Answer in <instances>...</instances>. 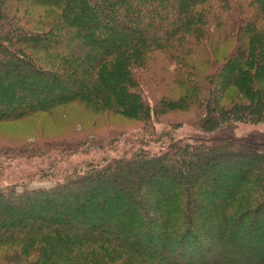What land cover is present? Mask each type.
<instances>
[{"label":"trees","instance_id":"obj_1","mask_svg":"<svg viewBox=\"0 0 264 264\" xmlns=\"http://www.w3.org/2000/svg\"><path fill=\"white\" fill-rule=\"evenodd\" d=\"M230 33L237 48L204 88L188 55ZM153 59L182 87L175 99L159 94L158 107L200 110L201 134L90 163L49 186L0 188V264H264V132H233L264 122V0H0V121L114 102L148 120L153 99L136 74ZM233 84L254 101L221 108L216 100ZM210 178L222 196L204 192ZM5 250L15 259L5 262Z\"/></svg>","mask_w":264,"mask_h":264},{"label":"rangeland","instance_id":"obj_2","mask_svg":"<svg viewBox=\"0 0 264 264\" xmlns=\"http://www.w3.org/2000/svg\"><path fill=\"white\" fill-rule=\"evenodd\" d=\"M15 9L19 14H24L23 9L26 8L21 5ZM110 34L113 35V32H109ZM231 35L233 36L230 33L231 38L225 43L218 36L213 35L204 42L206 48L208 47L207 52L200 50L188 55V59L193 62L196 72L202 78L204 88L207 87V76L210 73L218 76L222 64L237 48V35L235 37ZM241 38L246 37L241 35ZM10 58L11 56L7 57V60H11ZM37 62L42 63L40 60ZM212 62L217 65H211ZM163 64H165L164 68ZM167 67L164 60L153 59L148 66L150 70L137 69L136 75L142 76L141 82L154 100L150 103L155 113L153 111L148 120L123 114L122 109H118L114 102V108L103 109L102 112L70 104L60 108V111L54 115L41 112L24 120L0 121V188L24 183H31L34 187L49 186L53 182L63 180L73 172L86 169L90 163L101 164L110 158L131 156L141 149L158 153L163 150V146L170 141V138L179 139L201 134L195 125V119L199 118L200 110L192 108L172 110L169 107L163 109L158 107L161 93L168 94L174 99L182 96V87L175 84L174 74ZM4 69L6 70L7 67ZM19 70L27 74L29 69L26 65H20ZM65 75L66 73L62 71L61 78ZM244 91L238 87V84H233L218 96L216 101L224 109L232 107L233 103L237 102L251 104L254 97L251 96V100L244 98L241 94ZM8 101L5 102L8 103ZM233 132L239 137L252 132H264V122H238L234 124ZM103 137L113 138L103 147H92L88 144L87 147L79 148L75 152L68 151L70 146L81 145L86 141ZM35 150L40 151L37 153L34 152ZM202 184L203 182L196 181L191 185L194 187L202 186ZM207 184H204L203 189L209 197L223 195L218 179L210 178ZM219 204L214 201L211 205L204 203V207L209 212L215 207L219 208ZM31 218L35 219V217ZM12 219L15 221L18 218L12 215ZM53 219V217L50 218V220ZM3 255L4 261L15 259L9 250L2 252L1 256ZM20 259L21 262H26L27 259L29 261L35 258L31 254Z\"/></svg>","mask_w":264,"mask_h":264}]
</instances>
